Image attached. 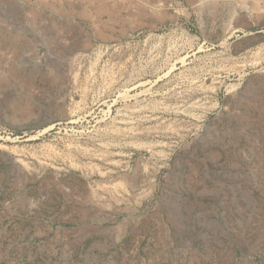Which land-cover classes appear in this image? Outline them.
Instances as JSON below:
<instances>
[{
	"label": "rangeland",
	"instance_id": "1",
	"mask_svg": "<svg viewBox=\"0 0 264 264\" xmlns=\"http://www.w3.org/2000/svg\"><path fill=\"white\" fill-rule=\"evenodd\" d=\"M0 264H264V0H0Z\"/></svg>",
	"mask_w": 264,
	"mask_h": 264
}]
</instances>
